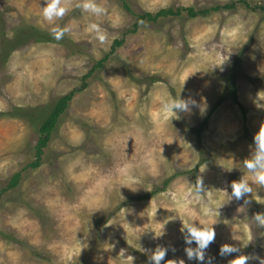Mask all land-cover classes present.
<instances>
[{
  "label": "rangeland",
  "instance_id": "obj_1",
  "mask_svg": "<svg viewBox=\"0 0 264 264\" xmlns=\"http://www.w3.org/2000/svg\"><path fill=\"white\" fill-rule=\"evenodd\" d=\"M79 2L61 0L64 15L48 22L44 0H0V53H10L0 59V264H148L157 245L164 260L198 264L184 252L188 223L213 227L212 264L264 257V228L250 219L264 212V188L244 205L230 187L264 123V0H97L100 16ZM169 8L208 13L137 20ZM53 24L68 28L59 43L32 36L10 49L20 27ZM73 91L32 168L41 123ZM179 95L206 111L163 114L161 99ZM226 243L238 251L221 255Z\"/></svg>",
  "mask_w": 264,
  "mask_h": 264
},
{
  "label": "clouds",
  "instance_id": "obj_2",
  "mask_svg": "<svg viewBox=\"0 0 264 264\" xmlns=\"http://www.w3.org/2000/svg\"><path fill=\"white\" fill-rule=\"evenodd\" d=\"M77 8L82 11L90 12L96 16L105 14L106 9L102 7L97 0H80L76 5ZM66 11V8L62 6L61 0H44V6L41 7V16L43 20L51 22L56 18L62 17ZM68 31V28L61 27L53 24L49 28L50 35L55 40H60L64 33ZM86 31L94 33L95 38L103 43L106 39L105 32L101 26L96 22H90L86 28ZM193 107L198 108L200 113L203 114L206 111L207 104L201 98V102H197L194 98H181L179 95L173 96L169 99H161L160 110L166 116L168 114H174L178 116L179 113H191ZM243 167L247 170L238 181L234 180L230 183L231 197L236 200H241L243 197V204L247 205L249 200L246 196L248 193L257 191L258 188H264V123L261 124L259 131L253 136V150L249 157L243 159ZM245 176H249L250 179H246ZM257 186L254 189L253 186ZM195 190L201 191L202 184L201 178L197 177L195 182ZM243 208H238L240 211ZM256 223L259 228H264V212H255L250 218ZM183 239L185 242L184 252L189 261L195 259L198 264H212V257L206 258V252L209 243L213 241L215 232L212 226H201L195 223L183 224L181 229ZM195 242V247L191 246ZM169 248L157 245L148 256V264H185L184 259H169L164 260L165 255ZM175 250L174 248L172 249ZM238 248L231 244H223L220 247V254L227 255L233 252H237ZM133 261V257L131 256ZM250 259L258 260L259 264H264V257L252 256V255H239L234 259L228 261V264H246Z\"/></svg>",
  "mask_w": 264,
  "mask_h": 264
},
{
  "label": "trees",
  "instance_id": "obj_3",
  "mask_svg": "<svg viewBox=\"0 0 264 264\" xmlns=\"http://www.w3.org/2000/svg\"><path fill=\"white\" fill-rule=\"evenodd\" d=\"M218 7L214 8L212 10H218L217 9ZM221 7L229 9L232 6L231 5H224ZM259 8L264 11V7H259ZM183 11L187 12L189 17H192V18L198 16V14L202 15V14L208 13L207 9L203 10V11H200V10L196 11L194 8L177 9V10L169 8V9H162L155 14L145 13L143 15H138L137 20L138 21L157 22L159 19H163V18L179 17L183 13ZM35 33H38V36H36ZM0 35L2 37V46H5L4 44H5L6 35L4 33H1ZM32 36H34V39L38 43H45V42L59 43V41L55 40L53 37H49V36H51L49 32L47 33L46 31H39L38 29L31 28V27H20L17 30L16 34L14 35L13 40L9 42L11 45L10 49L13 50L15 47L21 46L23 41L28 42V41L32 40V38H33ZM121 43H122V41L116 40L114 42V45H113V50L120 47ZM5 53L10 54L9 51H5V49L3 48V50L0 53V59H2V55ZM103 61H105V58L102 59L101 61H99L97 63V66H101ZM90 75H91V73H89V76ZM152 81L155 82L154 79H152ZM228 82H229V84L232 83L231 87H230V91L232 92L233 95H235V86L233 83L234 81L232 79H229ZM75 92L76 91H73L71 94L65 95L62 98H60L57 101V103L55 104L53 111L47 117H45L43 122L41 123L40 128H39L40 137H39V141H38L37 146H36V162H33L31 164L32 168H38L40 166V163H41L40 160H41V156L43 153V149L48 145L50 138H51V135L57 127L60 116L68 108L69 102L72 100ZM16 112H20V111L17 110ZM13 116H15V114ZM203 128L204 127L201 126L198 129V132H201L203 130ZM20 178H21L20 173H17L16 175H14V177L11 179L7 189L15 188L18 185Z\"/></svg>",
  "mask_w": 264,
  "mask_h": 264
}]
</instances>
